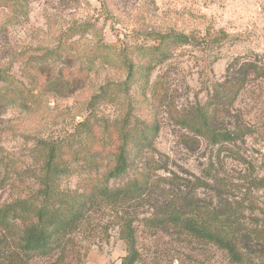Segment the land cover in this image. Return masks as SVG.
I'll return each instance as SVG.
<instances>
[{
	"label": "rangeland",
	"instance_id": "obj_1",
	"mask_svg": "<svg viewBox=\"0 0 264 264\" xmlns=\"http://www.w3.org/2000/svg\"><path fill=\"white\" fill-rule=\"evenodd\" d=\"M83 23L91 28L81 38L75 37L82 53L98 43L117 48L141 44L145 33L176 32L193 39L192 44L173 49L172 58L152 72L148 87L135 85L128 97L97 106L93 114L112 121L152 122L154 81L158 76L165 79L161 130L146 160L154 175L156 197L135 212L140 251L136 264H231L215 246L176 229H154L146 220L155 209L184 200L209 207L256 209L264 219V0H37L27 17L11 19L0 42V67L11 64L12 73L27 83L25 61L39 59L44 49L57 45L62 33ZM246 65L261 71L246 72V86L237 102L222 111L221 127L241 131L235 145L220 149L175 123L172 114L193 115L206 105L215 83L237 77ZM98 71L87 89L72 97L43 93L31 110L18 104L0 108V159H12L15 167L10 172L12 182L0 192V203L36 191L45 153L41 144L72 133L90 117L89 99L97 87L126 77L106 64ZM86 177V172L78 173L63 185L79 189ZM97 209L79 235L85 264H121L126 247L119 237L118 219L109 207ZM251 255L252 264H264V250L253 248ZM47 263V259L31 262Z\"/></svg>",
	"mask_w": 264,
	"mask_h": 264
},
{
	"label": "trees",
	"instance_id": "obj_2",
	"mask_svg": "<svg viewBox=\"0 0 264 264\" xmlns=\"http://www.w3.org/2000/svg\"><path fill=\"white\" fill-rule=\"evenodd\" d=\"M35 1L0 0V42L7 36L11 19L27 17ZM90 28L89 23L69 28L39 59L26 60L27 83L12 73L11 64L0 67V108L18 104L28 110L38 106L43 93L72 97L84 92L102 64L126 74L124 80L114 78L97 87L89 99L90 117L72 133L41 144L45 153L36 191L0 203V264H31L35 259H47V264H85L79 235L91 224L99 206L109 207L118 219L119 237L126 247L121 264H136L140 259L135 212L156 197L154 175L146 160L161 130L165 79L158 76L154 81L152 122L139 118L134 123L129 118L112 121L93 113L97 106L117 104L128 97L135 85L148 87L152 72L172 58L173 49L190 45L193 39L176 32L145 33L141 44L117 48L98 43L82 53L75 37L81 38ZM249 67L242 66L237 77L215 83L206 105L193 115L172 114L175 123L220 149L235 145L241 131L221 127L222 111L237 102L246 86V72L261 71L256 65ZM13 170L12 159H0V192L12 182ZM85 172L79 189L64 187L66 180ZM260 216L256 209L209 207L184 200L155 209L146 222L154 229H176L215 246L227 254L231 264H252L253 248L264 250V219Z\"/></svg>",
	"mask_w": 264,
	"mask_h": 264
}]
</instances>
